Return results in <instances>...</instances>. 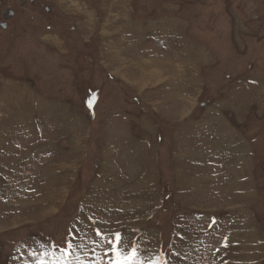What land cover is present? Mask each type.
Returning a JSON list of instances; mask_svg holds the SVG:
<instances>
[{
    "label": "rangeland",
    "instance_id": "374dc122",
    "mask_svg": "<svg viewBox=\"0 0 264 264\" xmlns=\"http://www.w3.org/2000/svg\"><path fill=\"white\" fill-rule=\"evenodd\" d=\"M54 1L0 0V99L5 87L37 85L30 120L44 119L0 147V264H113L114 245L136 249L137 264H264V0L131 1L129 22L146 29L135 54L157 61L158 80L175 81L189 57L153 52L173 49L165 20L187 17L182 37L205 48L206 64L192 62L198 83L173 106L169 91L134 87L150 69L133 66L134 53L124 79L108 74L102 25L60 19ZM218 124L243 156L230 162L191 135L209 130L214 145ZM7 151L28 159L6 169Z\"/></svg>",
    "mask_w": 264,
    "mask_h": 264
},
{
    "label": "crops",
    "instance_id": "0c3cea01",
    "mask_svg": "<svg viewBox=\"0 0 264 264\" xmlns=\"http://www.w3.org/2000/svg\"><path fill=\"white\" fill-rule=\"evenodd\" d=\"M55 0V8L57 9L56 14L58 15V17H60V19L64 18V19H70V18H78L80 17V23L82 25L84 24H88V26L90 25V27H92V25H97L100 24L102 25V27H99V29L97 30V34L100 36V38L103 39V41L105 42V48L107 49L106 52V57L112 59L111 64L113 72H107L108 74H110L112 76V74L114 75V73L116 74L117 77L123 76L122 78L124 79L125 77V73L129 74V72H132L131 70H129V68L127 67V59L129 57V55H133L134 53V62L135 64L133 66H140L141 64L144 65H150V69L149 71H147L148 74H141V78L138 79V82H140L137 86L139 89H161L164 91H169L168 96L165 97V103L168 102V104H171L172 106L175 104V100L180 99V97L178 96L177 91L178 90H188L191 89L195 83H198V80L195 81L196 76H194V70L196 71L194 65L192 62H198L201 63L202 65L206 62L207 60V56H206V52H205V48H204V52L201 53L200 47H195L193 46V44H191L187 39H186V35L185 39L183 36V34L180 32V30H178L179 26H182V23H187L188 19L187 17H183L184 19H179L178 15H176L175 17H172L170 19V21L165 20V22H168V24L170 25H174L176 26V29L174 30L175 35L173 36V40H175V45L172 44V50H164V52H161L160 49L155 50L153 52H155L156 54H158V56L162 55H167L169 56V58H173L174 57H178L177 55V51H181V55H186L189 56L187 59V64L185 63V65H183L184 67L179 68L178 66H175V81H170L169 79L165 80H158V78L160 77L159 74H161L160 71L156 70L155 68L152 69L151 66H154L152 64L157 65V61L153 60L151 62H148L146 60H144V56H140V55H136L135 52H137V54H139L141 52V49H143V43L146 42V29L142 28V27H137V25L134 23H130L129 22V15L131 13V9H132V5H131V1L132 0H107V1H100L96 3H94L97 0ZM177 11V8H175ZM104 11V15L105 17H103L104 21L101 23H99L98 21L100 20L99 15L100 12ZM57 17V18H58ZM65 21V20H64ZM163 23L158 20V21H154L153 22V32H155L156 29V25H162ZM166 24V23H165ZM107 26H113L112 29L110 30L109 28L107 29ZM93 28V27H92ZM138 31V32H137ZM133 32H136L135 34ZM185 33V32H184ZM172 39V37H170ZM166 39V37H164V39H160V40H156V38L152 39V43L154 44V47H156L157 43H162L164 42ZM47 40V39H46ZM49 41H51L50 39H48ZM187 41V42H185ZM192 41V40H190ZM171 43V42H169ZM158 44V45H159ZM157 45V46H158ZM161 45V44H160ZM229 45V44H228ZM135 48V49H134ZM46 54L47 51L45 49H43ZM208 50V49H207ZM214 50V49H212ZM211 49L208 50V52H210L211 54L215 55L213 53ZM229 52H232L231 47L229 46V49H227ZM193 53H192V52ZM42 52V53H43ZM132 52V53H131ZM167 52V53H166ZM154 53V54H155ZM129 54V55H128ZM204 54V55H203ZM203 55V56H202ZM202 56V57H200ZM127 57V58H126ZM140 60V62H139ZM124 61V62H123ZM132 63V61L129 62V64ZM189 64V65H188ZM197 64V65H198ZM114 65L118 66V69H114ZM210 66V65H209ZM170 66H166V69H170ZM116 70V71H115ZM172 70V69H171ZM192 70V75L189 77L187 74V71ZM157 71V72H156ZM165 72H170V70H167ZM180 77V80L177 78ZM169 76V75H168ZM149 77V78H148ZM147 78L146 80V84H144L143 86H141L143 84V80ZM162 82V84H161ZM24 85V84H21ZM17 86L15 87V85H13L14 87H5L1 90L2 92V96L0 99V147L4 146V138H8L11 140V137H13L15 135V132L17 131L18 128H25L26 127V121L29 120V124H34V123H42V121L44 120L42 115H36L34 116L33 120H30V117H32V103L31 101L33 99L36 100L35 95H34V90L36 89L38 91V86L37 85H32L30 87L28 86ZM24 87V88H23ZM39 93V94H38ZM36 92V94L39 97H42L41 92ZM93 95L87 96V104H91L90 102L92 101ZM43 98V97H42ZM170 98V99H169ZM173 98H175V100H173ZM8 99V100H7ZM41 100V101H40ZM50 100L47 99L46 102ZM40 103H44L42 99L37 100ZM188 101V100H187ZM50 103V101H49ZM164 103V102H163ZM48 104V102L46 103ZM49 105V104H48ZM176 105V104H175ZM55 106V105H54ZM60 108V106H55L53 107V109H57ZM65 108V107H64ZM59 109L61 111V114H63V118L67 119L66 113H65V109ZM35 109V108H34ZM64 110V112L62 111ZM8 114V116L10 119L4 120L3 114L5 115ZM183 112H178L179 116H182ZM55 116V114L53 115V117ZM17 118L20 119V124L17 125ZM10 120V122L12 121L13 124H15V128L11 129L10 124H7L8 121ZM47 120V118H46ZM45 120V121H46ZM41 121V122H40ZM53 121L55 122V117L53 118ZM25 122V123H24ZM35 124V125H36ZM208 127V126H207ZM216 127V126H215ZM210 129V128H209ZM213 129V128H212ZM206 131V130H204ZM204 131H200L201 133L197 132H192L191 135L196 136V139H201L202 136L206 135L207 138L210 139V145L213 146V138L211 133H209V130H207L208 132H204ZM196 134V135H195ZM76 138V137H74ZM209 145V146H210ZM188 147H191V144L189 143V145H187ZM8 155H10V161L6 166V169H17L18 166L23 163L24 161H26L28 158H26L25 156L22 157V159L20 161H14L11 160L12 158V152L10 153V151H7ZM70 153V152H69ZM15 155V154H14ZM1 156H3V153H0V159ZM16 156V155H15ZM3 159L5 157H2ZM1 166V165H0ZM59 167V166H58ZM60 168V167H59ZM235 238V237H234Z\"/></svg>",
    "mask_w": 264,
    "mask_h": 264
},
{
    "label": "bare ground",
    "instance_id": "6f19581e",
    "mask_svg": "<svg viewBox=\"0 0 264 264\" xmlns=\"http://www.w3.org/2000/svg\"><path fill=\"white\" fill-rule=\"evenodd\" d=\"M78 1V0H77ZM76 1V2H77ZM165 22V21H164ZM157 29V28H156ZM135 49V48H134ZM192 52V51H191ZM193 53V52H192ZM201 57V56H200ZM124 62V61H123ZM196 63V62H195ZM198 63V62H197ZM197 69V68H196ZM157 72V71H156ZM188 73V72H187ZM190 77V76H189ZM37 104V103H36ZM46 104V103H45ZM33 105V104H32ZM218 106V105H217ZM45 107V106H44ZM47 107V106H46ZM40 108V110L41 109H43V108H41V106L39 107ZM47 109H48V107H47ZM49 110V109H48ZM41 112V111H40ZM44 112V111H43ZM54 112H55V110H54ZM51 114H52V112H51ZM42 115V114H41ZM52 117V116H51ZM31 119V118H30ZM217 122H220L218 119L216 120ZM215 121V122H216ZM223 124V123H222ZM198 125H200V124H198ZM227 125V124H226ZM226 125L225 126H223V125H219L218 124V126L217 127H215L214 128V133H213V137L215 138V144L213 145V146H215V148H216V153H220V156L221 155H226L228 152H230V154H232L233 153V157H230V159H229V161L231 160V158H234L235 156H234V153L236 154V157L237 158H239L241 155L243 156V151L241 150V145H240V143L239 142H237V140H235V139H233L234 137L231 135V137L229 136V134L227 135V133H225V132H227L228 130H227V128H226ZM206 128V127H205ZM229 129V128H228ZM229 138V139H228ZM228 140V141H227ZM228 143V144H227ZM228 145V146H227ZM229 149V150H228ZM239 152H241V153H239ZM241 154V155H240ZM227 155H229V154H227ZM240 155V156H239ZM229 156H231V155H229ZM179 157V156H178ZM189 157H191V156H189ZM183 158V157H182ZM243 158H241V160H242ZM182 161V160H181ZM238 161V160H237ZM231 162V161H230ZM239 162H241V161H239ZM238 163V162H237ZM236 163V164H237ZM133 165V164H132ZM225 165H226V163H225ZM231 166V165H230ZM223 167H227L228 168V166H223ZM130 168V167H129ZM234 168V167H233ZM235 169V168H234ZM111 172V171H110ZM102 176V175H101ZM239 178V177H238ZM230 180V179H229ZM234 184V183H233ZM102 185H104V184H102ZM232 185V184H231ZM140 186V185H139ZM138 190H140V189H134L133 190V194H134V192L135 193H138ZM59 192H62V191H59ZM134 196V195H133ZM111 200V199H110ZM114 200V199H113ZM106 201H108L107 200V198H106ZM110 202V201H109ZM108 202V203H109ZM113 202V201H112ZM113 204V203H112ZM98 205V204H97ZM104 205V204H103ZM102 205V206H103ZM117 205V204H116ZM143 205H147L146 203L145 204H142V206ZM98 206H101V205H98ZM106 206V205H105ZM109 206H111V205H109ZM113 206V205H112ZM138 206H139V204H138ZM106 208H109V207H106ZM112 208V207H111ZM119 208V207H118ZM143 208V207H142ZM113 209H114V207H113ZM116 209V208H115ZM133 209V208H132ZM140 209V208H139ZM118 210V209H117ZM121 210V209H120ZM119 211V210H118ZM122 214V213H121ZM232 239H233V236H232ZM234 241V240H233Z\"/></svg>",
    "mask_w": 264,
    "mask_h": 264
},
{
    "label": "snow or ice",
    "instance_id": "6c2138e0",
    "mask_svg": "<svg viewBox=\"0 0 264 264\" xmlns=\"http://www.w3.org/2000/svg\"><path fill=\"white\" fill-rule=\"evenodd\" d=\"M99 235V233H98ZM116 242L117 244H119L121 237L120 235L117 233L116 234ZM70 247V245H69ZM113 254L115 256V259L113 261V264H137V260H136V256H137V252L136 249H132V251L127 254L124 255L120 252V250L118 249V247H116L115 245L113 246ZM41 264H44V262H41Z\"/></svg>",
    "mask_w": 264,
    "mask_h": 264
},
{
    "label": "flooded vegetation",
    "instance_id": "af4514ba",
    "mask_svg": "<svg viewBox=\"0 0 264 264\" xmlns=\"http://www.w3.org/2000/svg\"><path fill=\"white\" fill-rule=\"evenodd\" d=\"M8 12H10V11L7 10V11H6V14H7ZM0 27H3V24H0Z\"/></svg>",
    "mask_w": 264,
    "mask_h": 264
},
{
    "label": "trees",
    "instance_id": "16d2710c",
    "mask_svg": "<svg viewBox=\"0 0 264 264\" xmlns=\"http://www.w3.org/2000/svg\"><path fill=\"white\" fill-rule=\"evenodd\" d=\"M89 106H91V104H88Z\"/></svg>",
    "mask_w": 264,
    "mask_h": 264
}]
</instances>
